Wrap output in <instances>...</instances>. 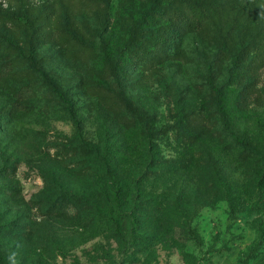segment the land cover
Instances as JSON below:
<instances>
[{
    "label": "trees",
    "instance_id": "trees-1",
    "mask_svg": "<svg viewBox=\"0 0 264 264\" xmlns=\"http://www.w3.org/2000/svg\"><path fill=\"white\" fill-rule=\"evenodd\" d=\"M93 1L104 2L105 10L96 13L102 18L103 27L93 31L91 37L79 33L76 26L65 28V23L58 24L62 33L57 35L54 29L45 27L44 9H38L37 15L24 7L13 13L15 18L25 20L28 37L24 49L0 63V81L17 87L16 100L0 109V128L11 121V115L40 98L46 110L53 103L64 106L70 119L80 126L76 102L44 67L48 57L39 55V42L54 41L70 59L89 65L102 58L101 69L91 68L93 76L102 83L91 85L89 93L126 129L134 131L139 127L141 144L132 149L115 141L56 144L54 171L43 173L45 188L35 207L43 209V215L60 221L99 228L89 240L109 233L108 237L126 248L147 244L149 240L166 243L174 228L188 230L194 236L191 224L200 209L215 200L231 203L232 188L225 177L227 165L213 155L200 156L195 161L167 158L159 140L168 138L172 130L187 146L217 137L232 144L237 158L248 161L255 156V166H261L264 173V157L246 146L235 128L227 126L217 84L223 68L231 72L244 63L264 61V0H122L114 24H110L109 0ZM4 14L0 7V16ZM116 29L119 40L116 51L111 53L110 37ZM190 37L204 40L210 50V59H204L213 113L184 112L171 130L163 127L153 132L147 114L134 104L123 84L122 73L150 70L183 58ZM9 170L10 175L14 167ZM184 172L192 176L182 177ZM156 180L163 183L161 192L152 190ZM261 180L264 182V174ZM48 192L51 195L46 199ZM9 193V189L0 188V264H9L8 256L13 251L17 252L18 264H53L56 255L47 258L37 252L46 240L42 237L43 226L31 227L28 215L4 221L1 206L6 207L3 198ZM256 210L262 212L257 207ZM258 221L263 225L255 227L257 240L261 241L264 220Z\"/></svg>",
    "mask_w": 264,
    "mask_h": 264
},
{
    "label": "rangeland",
    "instance_id": "rangeland-1",
    "mask_svg": "<svg viewBox=\"0 0 264 264\" xmlns=\"http://www.w3.org/2000/svg\"><path fill=\"white\" fill-rule=\"evenodd\" d=\"M121 2L109 0L110 24H114ZM0 7L5 11L0 16V63L25 48L28 37L25 20L13 14L21 7L33 15L39 13L38 9H44L45 27L54 29L57 35L62 33L58 24L65 23V28L76 26L79 33L88 37L103 27L102 18L96 13L105 10L104 2L93 0H0ZM113 32L111 53L116 51L119 40L117 29ZM203 41L190 37L185 44V56L164 66L122 73L123 84L134 104L147 114L151 131L163 127L171 130L184 112L213 113L214 101L206 85L205 59H210V50ZM38 52L48 57L44 67L73 96L80 126L70 119L64 106L53 103L46 110L40 98L11 115V121L4 122L0 128V188L11 192L3 198L6 207L1 206L4 221L28 215L31 227L43 226L42 237L46 240L37 252L47 258L56 255L53 264H264V237L257 240L255 228L263 226L259 219L264 220V182L261 180L264 173L261 166H255V156L252 160H241L232 151L231 143L213 136L187 146L172 130L168 138L159 140L163 143L162 154L167 158L195 161L200 156L213 155L227 165L225 177L232 188L231 203L226 199L215 200L200 209L191 224L194 236L188 230L174 228L166 243L149 240L147 244L126 248L108 237L109 233L89 240L99 228H86L43 215L44 210L35 205L42 199L39 195L45 188L43 173L54 171L56 144L115 141L132 149L141 144L142 135L139 127L134 131L126 129L89 93L91 85L102 83L93 76L94 69L102 68V58L91 65L74 61L66 56L63 48L49 40L39 42ZM218 76L227 126L235 128L239 139L264 157V61L244 63L242 68L236 66L231 72L223 68ZM16 88L14 84L0 81V109L16 100ZM11 167L14 172L9 175ZM183 174L182 177L192 176ZM152 186L155 192L163 190L160 181H154ZM46 194L44 198L48 199L51 194Z\"/></svg>",
    "mask_w": 264,
    "mask_h": 264
},
{
    "label": "clouds",
    "instance_id": "clouds-1",
    "mask_svg": "<svg viewBox=\"0 0 264 264\" xmlns=\"http://www.w3.org/2000/svg\"><path fill=\"white\" fill-rule=\"evenodd\" d=\"M17 256V252L13 251L9 253L8 260L9 264H18V261L15 259Z\"/></svg>",
    "mask_w": 264,
    "mask_h": 264
}]
</instances>
